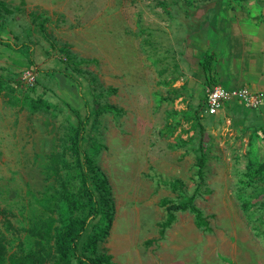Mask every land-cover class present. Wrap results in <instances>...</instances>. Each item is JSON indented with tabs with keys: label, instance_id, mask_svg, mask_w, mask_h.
Here are the masks:
<instances>
[{
	"label": "rangeland",
	"instance_id": "374dc122",
	"mask_svg": "<svg viewBox=\"0 0 264 264\" xmlns=\"http://www.w3.org/2000/svg\"><path fill=\"white\" fill-rule=\"evenodd\" d=\"M193 1L0 0V37L27 42L34 62L0 68L1 264H73L55 252L62 225L86 213L63 198L82 196L68 103L89 115L81 145L108 188L98 255L264 264L263 110L231 103L211 116L201 106L205 89L177 56ZM191 196L206 226L185 211L163 229L162 201Z\"/></svg>",
	"mask_w": 264,
	"mask_h": 264
},
{
	"label": "crops",
	"instance_id": "0c3cea01",
	"mask_svg": "<svg viewBox=\"0 0 264 264\" xmlns=\"http://www.w3.org/2000/svg\"><path fill=\"white\" fill-rule=\"evenodd\" d=\"M181 13L189 31L176 37L180 41L177 56L181 70L196 75L205 89L204 109L206 91L214 86L226 90L244 87L264 95V0H197L191 10ZM210 56L208 78L201 64ZM262 106L257 111L264 114Z\"/></svg>",
	"mask_w": 264,
	"mask_h": 264
},
{
	"label": "trees",
	"instance_id": "16d2710c",
	"mask_svg": "<svg viewBox=\"0 0 264 264\" xmlns=\"http://www.w3.org/2000/svg\"><path fill=\"white\" fill-rule=\"evenodd\" d=\"M213 57H205L201 64L206 75L212 72L211 61ZM31 47L27 42L19 45L8 39L0 37V68L7 67L16 73L33 67ZM71 103L67 107L77 119V128L71 141V152L77 165L81 184V199H75L72 195L65 193L64 201L72 210L85 209L86 213L82 219H71L65 222L60 233L55 239V252L57 259L62 263L73 264H109L110 258L104 254H97V242L107 234V227L110 223V201L108 198V188L105 179H94L90 175L93 171L92 161L82 148L81 140L84 134L89 115L81 116L80 110L72 108ZM86 109V108H85ZM102 110L111 109L104 106ZM204 167V156L201 153L197 157L198 177L202 179V169ZM161 206L165 208L166 219L162 223V228H168L174 221L176 213L189 211L193 213L198 226H206L205 219L200 211L193 205V197H189L186 202L171 204L163 200ZM2 212L0 211V215ZM2 248L0 246V264L2 263ZM27 264V263H25Z\"/></svg>",
	"mask_w": 264,
	"mask_h": 264
},
{
	"label": "built area",
	"instance_id": "2783aa9c",
	"mask_svg": "<svg viewBox=\"0 0 264 264\" xmlns=\"http://www.w3.org/2000/svg\"><path fill=\"white\" fill-rule=\"evenodd\" d=\"M32 80L30 73L25 77ZM264 95L262 92H252L241 87L233 90H226L219 86H214L206 91L204 107L208 115H216L226 104L236 103L247 109L257 110L262 106Z\"/></svg>",
	"mask_w": 264,
	"mask_h": 264
},
{
	"label": "bare ground",
	"instance_id": "6f19581e",
	"mask_svg": "<svg viewBox=\"0 0 264 264\" xmlns=\"http://www.w3.org/2000/svg\"><path fill=\"white\" fill-rule=\"evenodd\" d=\"M115 229V228H114Z\"/></svg>",
	"mask_w": 264,
	"mask_h": 264
}]
</instances>
